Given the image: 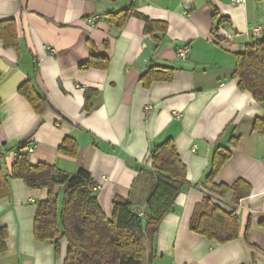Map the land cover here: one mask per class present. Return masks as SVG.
Masks as SVG:
<instances>
[{
    "label": "crops",
    "instance_id": "crops-1",
    "mask_svg": "<svg viewBox=\"0 0 264 264\" xmlns=\"http://www.w3.org/2000/svg\"><path fill=\"white\" fill-rule=\"evenodd\" d=\"M124 10L133 14L119 27L113 14ZM135 13L161 24L147 33ZM8 19L17 22L20 49L0 39L5 173L24 143L33 164L89 170L109 219L116 199L130 200L144 215L157 177L151 153L172 139L187 176L152 238L151 264H264V135L253 128L264 118V103L241 90L235 75L237 54L264 36V0H0V21ZM183 47L191 48L186 58L177 56ZM95 55L109 67L84 68ZM153 66L172 68L173 79L146 86L142 77ZM28 80L53 110H34L19 92ZM67 137L76 142V155L60 151ZM218 148L231 156L209 180ZM240 179L251 192L239 205L233 191L224 197L211 192L213 184ZM10 184L11 195L0 199V229L9 231L0 264H64L66 239L57 256L53 244L34 235L37 204L48 189L19 178ZM210 196L238 213V239L221 244L191 230L193 215Z\"/></svg>",
    "mask_w": 264,
    "mask_h": 264
},
{
    "label": "trees",
    "instance_id": "trees-1",
    "mask_svg": "<svg viewBox=\"0 0 264 264\" xmlns=\"http://www.w3.org/2000/svg\"><path fill=\"white\" fill-rule=\"evenodd\" d=\"M133 14L124 10L113 14L118 17L117 24L122 27L128 16ZM146 22L145 31L152 33L156 25L161 24L148 17L135 13ZM167 26L163 24V29ZM0 39L6 47L20 49L17 22L14 19L0 21ZM93 49V54H94ZM109 60L93 56L84 68L107 69ZM235 75L239 78V88L253 94L255 100L264 103V36L249 44L246 50L237 54ZM174 70L167 67L149 68L143 75L146 86L154 81H171ZM19 92L43 115L53 110L48 99L41 95L28 80ZM91 95L86 93L85 109L93 110ZM254 130L264 135V118H257ZM21 144L16 161L10 174L0 167V199L11 195L10 178L22 179L33 189H48V197L39 201L34 222L35 239L50 242L56 255L61 252V241L68 242V253L64 264H151V242L164 217L169 213L186 181V165L181 161L172 139L157 146L151 153L152 165L156 169V184L146 203L145 214L134 208L130 200L114 201L113 218L109 219L99 202V192L91 172L85 168L76 173H68L55 165L47 163L33 164L29 153L22 152ZM77 144L71 137L64 139L60 151L67 155L77 154ZM228 149L218 148L213 158V168L208 176L211 180L221 166L230 158ZM63 190V200L59 199V190ZM233 191V203L249 197L251 186L240 179L233 185L213 184L211 192L220 197ZM192 231L209 240L223 244L241 236L238 213L226 211L205 199V207L197 211L190 223ZM9 231L0 229V257L6 250Z\"/></svg>",
    "mask_w": 264,
    "mask_h": 264
},
{
    "label": "built area",
    "instance_id": "built-area-1",
    "mask_svg": "<svg viewBox=\"0 0 264 264\" xmlns=\"http://www.w3.org/2000/svg\"><path fill=\"white\" fill-rule=\"evenodd\" d=\"M233 3H238L241 2L243 0H231ZM191 52V48L190 47H183L177 50V56L180 58H186ZM150 108V107H148ZM32 150V148H30V151ZM150 161L152 163V158L150 157Z\"/></svg>",
    "mask_w": 264,
    "mask_h": 264
}]
</instances>
